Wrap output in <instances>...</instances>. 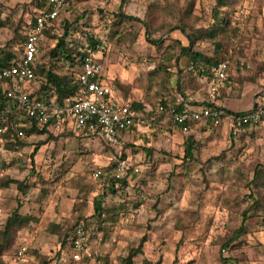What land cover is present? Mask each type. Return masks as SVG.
<instances>
[{
    "label": "rangeland",
    "instance_id": "1",
    "mask_svg": "<svg viewBox=\"0 0 264 264\" xmlns=\"http://www.w3.org/2000/svg\"><path fill=\"white\" fill-rule=\"evenodd\" d=\"M121 2L68 0L54 32H65L68 21L75 26L73 38L87 42L88 33L106 40L103 71L118 93L143 105L144 121L129 128L116 147L95 131L72 130L64 124V129L52 127L28 136L25 147L5 150L0 154V177H29L31 186L27 193L15 184L0 187L4 211L0 228L16 207L38 217L19 231L15 242L31 246L28 264L44 259L47 264H120L144 235L148 239L135 264H264V212L243 220L253 202L249 181L256 167L264 164V123L234 136L225 124L194 123L184 132L172 121L149 119L161 116L157 115L161 104L181 101L176 86L180 68L189 75L188 56L181 50L189 41L183 31L209 28L216 0ZM36 9V0H0V17L9 21L0 27V49L7 47L15 28L25 26ZM227 10L234 28L225 53L231 61L228 80L241 90L248 82L264 80V0H236L234 8ZM121 12L135 19L120 17ZM149 35L160 43L153 44ZM52 44L51 38L43 36L40 54ZM194 49L211 55L214 44L200 40ZM40 80L37 77L35 88ZM205 87L201 83L196 91L204 93ZM215 91L210 90L211 95ZM228 97L227 106L232 109L252 107L250 95L241 92ZM187 136L198 142L191 161L184 158ZM118 159L128 164L129 169L119 175L127 184L116 175ZM42 190H46L44 197ZM98 202L118 212V220L105 213L98 219ZM79 218L94 222L93 230L87 232L89 249L81 261L61 263V243ZM242 224L246 232L223 247Z\"/></svg>",
    "mask_w": 264,
    "mask_h": 264
},
{
    "label": "trees",
    "instance_id": "2",
    "mask_svg": "<svg viewBox=\"0 0 264 264\" xmlns=\"http://www.w3.org/2000/svg\"><path fill=\"white\" fill-rule=\"evenodd\" d=\"M66 1L68 3V0ZM122 3L123 0L121 4ZM47 4L48 0H36L37 9L36 12L34 11V13L32 14L30 21H27V24H25V26H23L21 29L15 28L16 35L14 36V38L10 40L6 48L0 49V69L9 66L13 61L18 62L19 55L24 48L25 31L27 27H29V25H31L35 21L36 14L39 11H43L47 8ZM235 4L236 0H216V4L213 8L214 22L209 28H196L191 32L183 31L184 35L189 41L188 45L181 47L182 53L188 56L189 63L187 64V70L189 71V75L187 77V74L184 73L183 70H181L182 68H180L176 86L181 96L187 97L186 89L188 88L197 90L202 83L200 81L201 76H207L208 80H210L213 77L214 67L218 64L219 61L225 58V53L228 46L227 38L234 29L233 27L231 28L227 9H233ZM119 9H122V7ZM119 16L132 20L135 19V17L125 14L124 12L119 13ZM56 21L57 19L52 21L51 24H47L43 30L42 37L46 36L51 38L53 40V44L47 50L45 49L44 53L42 54H40V51L42 52L43 50L38 46V53L35 63V73L36 77H40L41 80L37 88H35L33 84L30 96L35 100H41L45 103L55 102L57 104L63 105L66 101H73L80 96V85L77 81V74L82 69L85 56L91 49H94L97 43H99L101 40L94 37L93 35H89L88 33L86 34L87 42H83V40L73 38L72 33L75 30V26L73 22L68 21H65L64 23L65 32H63L62 34H57L56 32H54ZM8 25L9 21L1 19L0 17V27H5ZM147 33L149 32L147 31ZM149 37L151 38L150 35ZM200 40L213 42L214 50L211 55L194 49L195 44ZM150 41L153 44H159L161 40L151 38ZM75 68L76 71L74 70ZM243 79L246 80L247 78ZM183 83L186 84L185 87H182ZM117 84L119 85V87H123L122 84ZM9 101L10 100L6 97L4 83L0 79V113L10 103ZM130 104L132 109H134L135 111H138V109L141 108V105H138L139 103L136 101H132ZM161 105L166 106V104L164 103ZM205 105L214 106L216 104L207 102ZM186 107L187 105L184 100H181L176 104V110L178 111ZM226 110L231 113H237L232 112L228 109ZM158 111H160L159 107ZM160 113L169 115V112L167 111H160ZM57 121L58 119L53 117L48 123L39 125L36 120L29 116L28 112L25 109L13 106L10 113L2 115L0 114V127L4 129L2 135L4 139L5 150H14L17 147L23 146L26 137L32 134L47 132V127ZM174 124L178 126L176 122H174ZM208 124L211 125L210 123ZM134 126L135 124L131 125L129 128H134ZM251 126L257 125H246L242 130L239 131L237 135H241L240 133L245 128ZM83 129L89 130L91 132H97V124L94 121H91ZM20 132H22V135L20 134ZM230 133L234 135L232 132ZM197 148L198 142L194 139V137L187 136L184 142V158L186 161L195 159ZM132 176L134 177L135 175ZM118 179L120 182L122 181L123 184H127L126 178L118 177ZM12 184H15L19 191H21L22 193H27L31 186L29 183V177H25L22 180L11 178L9 176L0 177V187H9ZM249 186L251 190H253V192L251 193L253 202L249 204L246 211L244 212V221L249 216L258 214L259 210H263L264 212V203L262 201V195L264 194V164L258 165L256 167L253 177L249 181ZM42 191L43 192H41V196L44 197L46 195V190ZM123 208L124 205L120 207V209ZM104 213L105 215L110 214V217L115 222L119 218L118 212L110 210L109 208H104L101 206L100 202H98L95 207V214L98 215V219H100L101 215H103ZM81 219L85 220V228L87 232L89 230L90 233L91 230H93L92 226L94 222H92L91 220H87L86 218H79L72 226L71 230L74 231L76 224ZM36 221H38V217L36 215L23 214L21 213L19 207H16L11 211V213L6 217L3 226H1L0 228V264H9V258L17 250V245H15V242L19 231L31 222ZM245 232L246 227L244 226V224H242V226L239 227L235 231V233L223 243V247H227L232 243H235V241ZM72 233L70 231V233L66 235L61 243L62 246L60 247L59 252L69 243ZM147 239V236L144 235L140 238L138 245L130 247L127 255L121 258L120 264H135V257L143 253V246ZM47 262L48 260L44 259L40 262V264H47ZM147 264L152 263L147 262Z\"/></svg>",
    "mask_w": 264,
    "mask_h": 264
},
{
    "label": "built area",
    "instance_id": "3",
    "mask_svg": "<svg viewBox=\"0 0 264 264\" xmlns=\"http://www.w3.org/2000/svg\"><path fill=\"white\" fill-rule=\"evenodd\" d=\"M66 5V0H48L47 8L36 14L35 21L25 31L24 48L18 62L13 61L9 66L0 69V79L4 83L6 97L10 100L0 114H8L11 108L16 106L25 109L39 125H44L55 117L62 122L70 120L75 130H81L89 122L94 121L100 137L109 145L116 147L121 143V132L135 124L139 117L129 102L120 99L113 85L103 80L101 53L106 40L97 43L84 58L82 69L77 74L80 85V96L77 99L66 101L63 105L55 102L45 103L31 98V90L25 86L34 83L37 78L35 63L45 26L59 17ZM230 67L229 58L218 62L213 69V77L208 81L210 90H216L226 83ZM176 104L160 105L159 110L169 112L171 119L184 132H189L194 123L207 122L212 126H220L228 120L230 131L237 135L246 125L264 123V101L256 103L250 110L243 113L228 112L220 105H205L199 109L186 107L178 111ZM3 131L4 129L0 127V154L5 152ZM20 134L22 135V132ZM116 168L117 177L129 169L124 159L117 160ZM96 174L99 175L101 172ZM2 213L0 207V215ZM87 240L85 220L81 219L63 250L64 254L74 261L81 260L88 249ZM28 249L27 243L18 244L16 252L9 258V264H23Z\"/></svg>",
    "mask_w": 264,
    "mask_h": 264
},
{
    "label": "crops",
    "instance_id": "4",
    "mask_svg": "<svg viewBox=\"0 0 264 264\" xmlns=\"http://www.w3.org/2000/svg\"><path fill=\"white\" fill-rule=\"evenodd\" d=\"M104 70V68H103ZM103 80L105 82H108L110 83V81L108 80V78L106 77L104 71H103ZM200 81L205 85L206 87L204 88V93H201L200 90L196 91V90H189L187 92V97H184V96H179V98H181V100H184L186 102V105L187 107H190V108H201L202 106H205V104L207 102H212L216 105H220L232 112H237V113H240V112H246L248 110H250L256 103L258 102H261V101H264V80H260L259 83L257 84H253V83H246L241 90L239 89H236L235 88V83L234 82H231V79L226 81V83L224 84V86L220 87V88H217L214 95H211L212 92H210V90L208 89V77L207 76H201L200 77ZM35 83V82H34ZM33 83V84H34ZM32 84H26V88L31 90L32 89ZM243 95H250L253 100V104H252V107L248 110H241V109H232L230 108L229 106H227V102L229 100H231V98H229L228 96L232 95L233 93H241ZM215 95H217L218 99H215ZM118 96L120 97L121 100L125 101V102H129L131 103L132 100L131 98H125L121 93H118ZM205 100V101H204ZM139 104L138 105H141V108L138 109L137 112V115L139 117V119L137 120V122L135 124H141L144 120L142 119V117H144L143 113L141 111L145 110V108L143 107V105L137 101ZM160 113V111H159ZM158 116L161 115L158 119H157V116H151L149 119L150 121H154V122H158V121H162L163 123H168L167 120L171 123V117L167 116H162V113L160 114H157ZM148 121V119H147ZM173 122V121H172ZM174 123V122H173ZM199 123H206L208 124L207 122H199ZM64 124H68L72 130H75V128L72 126V122L70 120H67L66 122L65 121H57L55 123H52L50 124L47 128L50 129V128H54V127H57V128H61V129H64ZM172 124V123H171ZM225 124L228 128H229V121L228 120H225L222 125ZM64 126V127H63ZM128 129H126L125 131L121 132L120 134V139L122 138H125L127 136V131ZM94 132V131H93ZM32 135H35V134H32ZM31 136V135H30ZM27 138V137H26ZM25 138V142H24V145L23 147L26 146V139ZM22 147V146H20ZM20 147H17L16 149L14 150H17L18 148ZM8 151H12V150H8ZM38 151V150H37ZM3 211V209H2ZM4 212V211H3ZM1 217V216H0ZM18 246V245H17ZM89 249V248H88ZM64 248L58 253V261L61 262V263H66L68 261H74L72 260L68 255H65L64 252H63ZM32 251H31V246H29V249H28V252L26 254V260L24 262V264H28L29 263V260L32 259ZM86 257V256H85ZM83 259V258H82ZM81 259V260H82ZM79 260V261H81ZM77 262V261H75Z\"/></svg>",
    "mask_w": 264,
    "mask_h": 264
}]
</instances>
